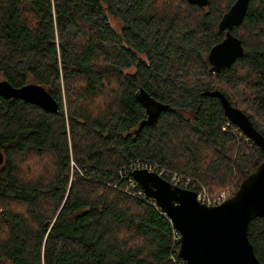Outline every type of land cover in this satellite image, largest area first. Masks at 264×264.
Wrapping results in <instances>:
<instances>
[{
  "label": "trees",
  "instance_id": "obj_1",
  "mask_svg": "<svg viewBox=\"0 0 264 264\" xmlns=\"http://www.w3.org/2000/svg\"><path fill=\"white\" fill-rule=\"evenodd\" d=\"M235 1L0 0V78L57 103L0 97V264H183L130 173L156 164L196 193L233 196L264 160L202 95L223 94L264 137V0L232 30L242 55L218 72L207 61ZM247 236L264 264V218Z\"/></svg>",
  "mask_w": 264,
  "mask_h": 264
},
{
  "label": "water",
  "instance_id": "obj_2",
  "mask_svg": "<svg viewBox=\"0 0 264 264\" xmlns=\"http://www.w3.org/2000/svg\"><path fill=\"white\" fill-rule=\"evenodd\" d=\"M186 1L201 8L207 6V0ZM248 3L249 0H236L220 20L218 29L225 36L207 55L211 71L229 68L242 55L243 47L232 30L241 25ZM202 95L217 98L229 123L258 146L264 155V137L254 128L249 117L231 106L218 91H205ZM0 97L21 100L49 113L57 112L54 99L35 83L16 88L1 80ZM141 99L150 103L145 94ZM3 160L0 152V166ZM130 176L179 234L178 255L183 264H261L255 257L247 230L253 219L264 218V160L233 196L217 206L198 202L196 192L175 186L156 173L133 170Z\"/></svg>",
  "mask_w": 264,
  "mask_h": 264
},
{
  "label": "built area",
  "instance_id": "obj_3",
  "mask_svg": "<svg viewBox=\"0 0 264 264\" xmlns=\"http://www.w3.org/2000/svg\"><path fill=\"white\" fill-rule=\"evenodd\" d=\"M132 169L133 170H146L148 172L156 173L157 175H159L163 179L167 180L171 184L178 186L180 188H183V189H188L187 187L189 186V183H190L189 179H184V178H182V177H180L174 173H170L169 171H166L165 169H160L156 164L138 163L137 162L136 164L132 165ZM135 186L138 187V185L136 183H135V185H133V187H135ZM196 195H197L198 202L205 204L207 206L220 205L221 203H223L224 201H226L228 198L231 197V194L227 188L222 189V190H220V191H218L212 195H207L201 188V190L198 191V193H196ZM135 196H140V197L143 196L144 198H146L141 189L139 191H137ZM175 233L177 235V240H178V244H179L180 236L176 231H175Z\"/></svg>",
  "mask_w": 264,
  "mask_h": 264
},
{
  "label": "rangeland",
  "instance_id": "obj_4",
  "mask_svg": "<svg viewBox=\"0 0 264 264\" xmlns=\"http://www.w3.org/2000/svg\"><path fill=\"white\" fill-rule=\"evenodd\" d=\"M109 23H110V25L112 26V28H113L116 32L119 31V29H120V24L118 23V21H116V20H114V19H112V18H109ZM1 80H2V79L0 78V81H1ZM225 188H227V189L229 190L230 194H231V189H230V187H229V186H226ZM225 188H224V189H225ZM202 190H203L207 195H212V194L218 192V191H215V192H213V193H209V192L205 189V187H204V188L202 187ZM136 193H137V192H135L134 194L136 195Z\"/></svg>",
  "mask_w": 264,
  "mask_h": 264
},
{
  "label": "bare ground",
  "instance_id": "obj_5",
  "mask_svg": "<svg viewBox=\"0 0 264 264\" xmlns=\"http://www.w3.org/2000/svg\"><path fill=\"white\" fill-rule=\"evenodd\" d=\"M167 181V180H166ZM170 183V182H169Z\"/></svg>",
  "mask_w": 264,
  "mask_h": 264
}]
</instances>
